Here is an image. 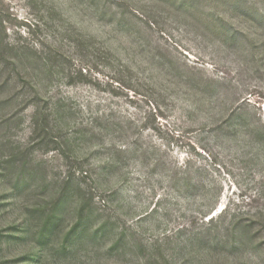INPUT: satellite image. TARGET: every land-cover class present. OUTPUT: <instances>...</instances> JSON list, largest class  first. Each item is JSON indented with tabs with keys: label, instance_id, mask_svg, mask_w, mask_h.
Returning <instances> with one entry per match:
<instances>
[{
	"label": "rangeland",
	"instance_id": "1",
	"mask_svg": "<svg viewBox=\"0 0 264 264\" xmlns=\"http://www.w3.org/2000/svg\"><path fill=\"white\" fill-rule=\"evenodd\" d=\"M6 44L62 63L0 87V264H264V0H0Z\"/></svg>",
	"mask_w": 264,
	"mask_h": 264
},
{
	"label": "trees",
	"instance_id": "2",
	"mask_svg": "<svg viewBox=\"0 0 264 264\" xmlns=\"http://www.w3.org/2000/svg\"><path fill=\"white\" fill-rule=\"evenodd\" d=\"M87 41H90V40H87ZM85 44H86L85 46L91 47V42L85 41ZM24 49L25 50H23V48H19V47L16 49L15 46H10L9 44H6L5 46H2L0 48V74H2V72H5V74H6V79L0 84V87L2 85L4 87L8 86L9 81L12 80L11 73L14 71H15L16 75H18L20 78L25 77L21 73L20 67L15 65V62L13 61L14 59H17L18 62L22 63V60L24 58L30 59V57L34 56L38 60V62H40V63L41 62L42 63L47 62L48 63L45 65L48 67L50 73H52L51 67H53V66L56 67L58 64L62 63L61 58H60V54H59V49H57L56 47H50L46 52L41 51L40 53L38 51L37 52L32 51L29 48H24ZM27 63H30V61H28ZM79 73L81 74V72H79ZM24 84H26L33 91H35L34 90V84L31 82L30 79H25ZM12 87H14V88L16 87V82L12 83ZM39 114H40V112H38V115ZM43 119H44L43 120L44 124H47L46 120L48 119V114H44ZM41 129L44 131L45 127L42 126Z\"/></svg>",
	"mask_w": 264,
	"mask_h": 264
}]
</instances>
